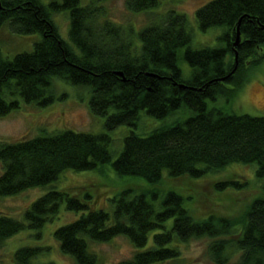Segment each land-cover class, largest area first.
<instances>
[{
	"label": "trees",
	"instance_id": "trees-1",
	"mask_svg": "<svg viewBox=\"0 0 264 264\" xmlns=\"http://www.w3.org/2000/svg\"><path fill=\"white\" fill-rule=\"evenodd\" d=\"M103 1L0 0V28L7 25L16 34L40 35L30 51L12 58L0 53V117L19 107L17 96L40 106L51 102L53 77L88 87L89 109L95 115H107V130L122 124L136 126L141 111L163 118L185 105L192 113L181 122L154 128L146 135L130 131L114 160L107 132L64 129L0 141V197L50 183L66 170H91L106 163H111L118 175L139 176L150 184L148 188L121 191L112 200L111 213L92 208V196L81 189L75 193L49 190L31 202L20 218L0 213V248L23 229H33L40 237L44 224L57 215L64 202L67 210H87L53 232L60 250L76 264H98L89 242L125 236L133 247L144 248L150 233V246L115 264L172 261L180 256L179 242L204 237L211 239L207 254L214 264H264V188L241 215L226 217L205 210L196 188L198 215L184 206L180 193L168 189L160 196L153 187L163 180L164 173L171 178H196L234 163H255L256 176L264 177V115L229 113L208 107L206 102L218 96L231 99L246 81L250 68L264 61L259 52L264 44V29L260 27L264 25V0H211L199 7L195 11L198 27L205 31L222 26L218 39L224 45L195 49L189 46L191 35L184 15L169 11L159 22L145 26L138 33V45L122 27L109 20L98 22L103 14L98 3ZM157 6L158 0H126V7L133 12ZM62 10L69 11L68 36L79 54L60 37L53 22L52 14ZM237 27L240 43L233 47ZM181 47H185L183 57L191 68L188 78L178 66ZM235 49L237 65L230 73ZM232 185L242 187L246 183L218 179L213 189L221 192ZM170 218L173 225L167 229L165 222ZM43 249L48 247H18L12 260L14 264H33ZM235 256L238 258L232 262Z\"/></svg>",
	"mask_w": 264,
	"mask_h": 264
},
{
	"label": "rangeland",
	"instance_id": "rangeland-1",
	"mask_svg": "<svg viewBox=\"0 0 264 264\" xmlns=\"http://www.w3.org/2000/svg\"><path fill=\"white\" fill-rule=\"evenodd\" d=\"M42 1L47 3L50 0ZM89 1L82 0L81 4ZM209 1L211 0H158V6L155 8L133 12L126 7V0H106L98 3L103 10V14L97 20L101 23L104 20H109L122 27L131 40L139 45L138 33L142 28L151 23L159 22L169 11H175L186 18V30L191 35L189 43L191 48L195 49L203 46L222 47L224 43L218 37L223 33L224 28L215 26L203 31L198 27L196 21L195 11ZM52 19L60 37L68 43L73 52L79 54L80 51L68 36L69 11L54 12ZM39 38L38 33H13L7 25H4L0 28V53L3 57L12 58L16 53L32 50L33 43ZM184 50L185 47H181L177 52L178 66L183 77L188 78L191 74V68L183 57ZM259 52L264 55V44ZM50 92L52 101L45 106L26 103L20 96H17L19 107L0 117V141L31 138L64 129L90 133L107 132L111 138L109 149L112 153V160H114L121 151L123 138L130 131L139 135H146L154 128L181 122L192 113L190 108L185 105L163 118H156L141 111L136 126L122 124L107 130L104 126L107 115H95L89 109L88 101L91 93L88 87L72 85L64 79L53 77ZM10 99H12L11 96L8 97V100ZM206 102L208 107H220L229 113L252 116L264 115V61L250 68L246 81L231 99L218 96L215 100L207 99ZM111 112L110 109L108 114ZM256 167L255 163H234L217 173H207L196 178L190 176L171 178L164 173L163 180L153 187L159 190L160 196H162L163 191L175 190L185 198L184 206L187 209H194L195 212L197 210L194 188H196L199 192L201 205L205 210H209L210 213L218 216L236 217L244 212L254 198L261 196L263 193L264 177L256 176ZM179 178L186 179L177 182ZM229 178L245 182L246 185L242 187L232 185L221 192L213 189L216 180ZM149 185L145 179L139 176L118 175L111 163L99 165L91 170H66L59 175L58 179L50 183L24 190L15 195L0 197V213L20 218L23 210L31 202L52 189L74 190V193L81 189L82 193L88 192L92 196L90 204L92 208L103 209L111 213L114 208L112 200L121 191L127 188L137 190L148 188ZM86 212L87 210H67L65 203L62 202L57 215L42 227L40 237L36 236L37 231L27 228L8 238L0 248V264H14L12 260L13 253L21 246L48 247V249H43L33 260V264L46 262L76 264L70 255L64 254L60 250L59 242L54 238L53 232L58 227ZM210 213L200 217H207ZM196 215H198L197 212ZM172 225L173 218L165 222L167 229L171 228ZM151 234L146 247L152 244ZM230 238L233 237L230 236ZM210 241L211 239L204 237L179 242L180 256L161 264L187 262L214 264L207 254V246ZM89 247L97 255L98 264H115L130 258L134 252L146 248L133 247L125 236H116L108 242H89ZM237 258L238 256H235L231 261H236Z\"/></svg>",
	"mask_w": 264,
	"mask_h": 264
},
{
	"label": "water",
	"instance_id": "water-1",
	"mask_svg": "<svg viewBox=\"0 0 264 264\" xmlns=\"http://www.w3.org/2000/svg\"><path fill=\"white\" fill-rule=\"evenodd\" d=\"M240 23V19L238 20V24ZM262 29H264V25L260 26ZM240 43V34H239V31H238V27H237V30H236V35H235V38L233 40V47H236L238 46ZM234 60H235V65H234V68L230 71V73H232L235 68H236V65H237V51L235 49V52H234ZM118 74L121 75L120 72H118ZM148 75H151V74H148ZM220 79H223V78H220ZM181 88H184L185 86L183 84H180L179 85Z\"/></svg>",
	"mask_w": 264,
	"mask_h": 264
}]
</instances>
